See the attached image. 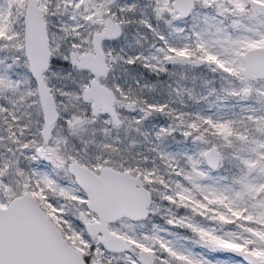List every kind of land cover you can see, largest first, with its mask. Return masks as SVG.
I'll return each instance as SVG.
<instances>
[{
    "label": "snow or ice",
    "instance_id": "1",
    "mask_svg": "<svg viewBox=\"0 0 264 264\" xmlns=\"http://www.w3.org/2000/svg\"><path fill=\"white\" fill-rule=\"evenodd\" d=\"M0 264H264V0H0Z\"/></svg>",
    "mask_w": 264,
    "mask_h": 264
}]
</instances>
